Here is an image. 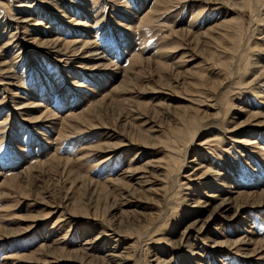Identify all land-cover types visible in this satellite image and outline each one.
<instances>
[{
	"label": "rangeland",
	"instance_id": "obj_1",
	"mask_svg": "<svg viewBox=\"0 0 264 264\" xmlns=\"http://www.w3.org/2000/svg\"><path fill=\"white\" fill-rule=\"evenodd\" d=\"M0 264H264V0H0Z\"/></svg>",
	"mask_w": 264,
	"mask_h": 264
}]
</instances>
